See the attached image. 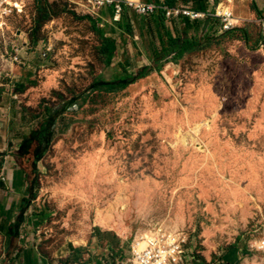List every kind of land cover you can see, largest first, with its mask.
<instances>
[{"label": "rangeland", "instance_id": "obj_1", "mask_svg": "<svg viewBox=\"0 0 264 264\" xmlns=\"http://www.w3.org/2000/svg\"><path fill=\"white\" fill-rule=\"evenodd\" d=\"M122 1L120 18L113 6L88 14L79 0H33L0 21V211L8 172L27 164L22 207L38 228L25 223L19 234L43 250L93 239L129 264L133 243L160 230L186 239L184 264H228L231 249L235 264H252L264 234V0H209L208 14L231 11L249 41L224 33L221 17L206 29L200 17L204 47L161 71L162 23L183 35V17L140 14ZM173 7L206 13L191 0ZM100 34L117 45L109 66ZM145 66L149 75L125 90H95L100 76ZM42 125L49 142L34 167L24 143ZM110 208L117 226L105 229L99 213Z\"/></svg>", "mask_w": 264, "mask_h": 264}, {"label": "crops", "instance_id": "obj_2", "mask_svg": "<svg viewBox=\"0 0 264 264\" xmlns=\"http://www.w3.org/2000/svg\"><path fill=\"white\" fill-rule=\"evenodd\" d=\"M30 182L31 176L23 174L20 167L9 171L3 182L9 196L0 211L4 232L0 264H124L123 256L114 257L117 250L109 242L84 239L77 245L69 241L68 245L51 251L41 249L33 235L23 240L19 234L22 228L26 225V230L38 228V221L28 218L27 210L22 207L29 195Z\"/></svg>", "mask_w": 264, "mask_h": 264}, {"label": "trees", "instance_id": "obj_3", "mask_svg": "<svg viewBox=\"0 0 264 264\" xmlns=\"http://www.w3.org/2000/svg\"><path fill=\"white\" fill-rule=\"evenodd\" d=\"M184 1L187 2L188 0H184ZM191 1L193 2V9L195 11L206 12V16L204 18L205 19L204 29H206L211 19H219L218 17H214L212 14H208L207 11L209 7V0H191ZM166 4H168L170 7H173L175 5V0H166ZM162 5L165 6V3L164 4L162 3ZM160 11H162V15H163L164 14L163 9H160ZM199 19L200 18L192 20L189 16H184L183 17L184 29L182 31L183 35L178 30H176V34H175L173 31L167 28L164 23H162V27H161L163 28L162 34L163 37L167 39V44L162 47V52H161L162 60L159 62L156 61L157 71H161L166 61L178 62L180 58L185 56V54H187L188 52L193 50H198L204 47V43H202V38L198 34V30L195 29L200 25ZM191 29L193 32L189 36L188 34ZM234 29L241 32L244 39L249 41L250 36L247 27L231 28L225 31L224 33H227ZM100 38H101L100 49L104 57V62L106 63V66H109L117 50V45L115 40L109 37H105L104 34H100ZM262 38H264V34L262 35ZM150 71H151V67L145 66L142 67L135 75L128 73L127 70L125 69L124 73L120 76L118 75V77H116V79L114 80H107L103 78L104 76H100L99 81H96L95 83V87H96L95 90H97L98 92H108V93L125 90L127 87H129L131 84L135 83L139 79L148 76ZM51 122L53 123L54 121L51 120ZM49 136H50L49 128L47 126L42 125L40 129L33 131V133H31L30 137H28L24 143V145L27 146V148H29L28 154H30V157L36 160L34 167H36L38 161L42 158V147L48 144ZM20 168L23 171V174H27L28 176H31L27 164H23ZM237 254L238 251L236 249H231L224 258L225 262H228V264L237 263L238 260Z\"/></svg>", "mask_w": 264, "mask_h": 264}, {"label": "built area", "instance_id": "obj_4", "mask_svg": "<svg viewBox=\"0 0 264 264\" xmlns=\"http://www.w3.org/2000/svg\"><path fill=\"white\" fill-rule=\"evenodd\" d=\"M33 0H0V21L3 22L14 16L24 14L26 12L27 5ZM84 1V0H82ZM90 3V9L87 11L88 14L91 12H97L103 9L105 6H113L115 9L117 18H120L123 12V1L122 0H86ZM125 3L134 7L140 14H156L163 9L164 14L168 18H182L189 16L192 20L197 19L205 14L197 13L194 11L186 10L181 7L167 8L164 5H158L156 3H132L128 0ZM93 5L97 6V9H93ZM216 15L221 17L223 30L227 31L235 26V23L231 22L230 18L234 17L232 12L221 13L217 10ZM25 47V46H24ZM23 46L14 50L15 55L11 58L12 63H20V52L24 49ZM46 56V53H44ZM4 181V179L2 180ZM157 237L151 238L150 240H142L143 236L138 238L131 247V254L129 264H184V247L187 244L185 238H178L176 241L169 239V232L160 231ZM154 233V234H155ZM145 245L142 247V244ZM257 258L252 264H264V234L261 239L255 243L254 250Z\"/></svg>", "mask_w": 264, "mask_h": 264}, {"label": "bare ground", "instance_id": "obj_5", "mask_svg": "<svg viewBox=\"0 0 264 264\" xmlns=\"http://www.w3.org/2000/svg\"><path fill=\"white\" fill-rule=\"evenodd\" d=\"M133 2H136L135 0H131ZM132 2V3H133ZM77 4L79 5V7L85 11H88L90 9V6L92 7V5H89L87 2L85 1H82V0H79V2H77ZM93 7L95 9H97V6L93 5ZM121 202V200L119 201V203ZM122 203V202H121ZM118 204V203H117ZM115 210L113 208H110L109 211L105 212V213H99V224L102 228H114L116 227V222L112 216L113 212ZM157 236H147V237H144L142 238V240L145 242V240H150L151 238H155ZM170 237V236H169ZM180 236H176L175 234H172V236L169 238L171 239V241H176ZM181 238V237H180ZM172 241V242H173ZM145 245V243L142 244V247Z\"/></svg>", "mask_w": 264, "mask_h": 264}]
</instances>
